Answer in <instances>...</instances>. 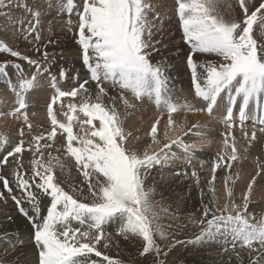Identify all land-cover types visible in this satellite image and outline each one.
<instances>
[{
  "label": "snow or ice",
  "instance_id": "6c2138e0",
  "mask_svg": "<svg viewBox=\"0 0 264 264\" xmlns=\"http://www.w3.org/2000/svg\"><path fill=\"white\" fill-rule=\"evenodd\" d=\"M225 6L227 13L222 11ZM235 6L240 9L238 16L232 14L233 5L226 4V0H173L171 9L167 0H56L55 5L34 7L22 0H0V16L11 19L13 9H24L27 18L13 24V37L30 40L33 51L40 53L39 59L33 58L0 38V55L22 62L0 60V77L15 94V106L10 112H0V116L10 115L22 121L19 139L13 146L8 147L9 137L0 139L8 148L0 156V184L4 189L0 191V202L6 203L10 198L30 223L38 264H124L106 252L118 245L117 238L140 240L139 256L146 264H165L164 258L177 246L199 245L204 250L218 241H223L220 264H264V214L256 219L249 211L257 178L264 180V166L251 177L239 203L234 192L239 174L231 171L234 163L242 160L237 147L240 141L246 145L245 153L255 143L264 145L257 131L244 129L246 122H258L264 133V0L258 5L254 0H235ZM53 7L57 16L67 17L60 31L76 38L88 73L83 80L79 73L72 75L59 66L56 57L63 56V52L47 50L48 45L59 43L51 38L54 33L50 20L44 28V20L51 16ZM169 13L178 21L181 39L188 45L184 57L193 99L199 107L187 99L174 102L175 88L169 71L173 57L157 59ZM73 15L78 18L75 24ZM45 31L49 39L42 43ZM209 56L218 61L202 60ZM25 65L33 71L26 73ZM61 81L70 83V89H63ZM45 87L54 90L47 104L51 126L40 131L29 121L28 94ZM78 96L79 103H63L64 98L75 100ZM147 102L166 109L168 128L181 133L173 139L166 130L167 142L162 143L158 138V118L148 135L152 144L160 147L151 153L146 148L142 150L140 137L133 136L124 126L131 114L128 110ZM181 111L206 113L209 119L224 125L223 150L211 161L207 194L200 188L201 216L191 220L200 231L187 241L176 237L173 224L162 222L165 217H177L159 206L154 199L155 187L146 183L153 170L162 172L173 167L170 162L179 158L173 151L176 146L192 170L182 168L172 175L191 179L200 187V174L192 166L199 149L183 137L191 133L206 139L211 126L196 132L193 129L200 125L193 124L187 130L183 124L173 127V113ZM58 113L66 121L59 120ZM237 124L239 137L235 134ZM77 125L78 130L74 131ZM58 132L65 141L59 146ZM25 152L31 156L27 168L23 162ZM6 166L11 168V178L3 173ZM73 167L83 176L87 195L81 184L66 190L67 180L60 177ZM218 171L226 193L222 206L216 203ZM42 198L48 200L47 205H43ZM111 225H117L115 234L107 230ZM182 227L187 225H175V229ZM17 243L22 245L23 241ZM14 247L15 243L9 245ZM0 264L7 261L0 258Z\"/></svg>",
  "mask_w": 264,
  "mask_h": 264
},
{
  "label": "bare ground",
  "instance_id": "6f19581e",
  "mask_svg": "<svg viewBox=\"0 0 264 264\" xmlns=\"http://www.w3.org/2000/svg\"><path fill=\"white\" fill-rule=\"evenodd\" d=\"M79 1L80 0H76L77 3H79ZM22 2H26L29 7H34L37 4H40L42 6L46 5L48 3H52L53 5L56 4V0H22ZM172 2H173L172 0H168V6L172 5ZM26 18H27V14L25 13V11L22 7L21 8H15L12 10V18L11 19L6 18L4 16H0V38L5 39L7 42L11 43L12 46L17 48L22 53L31 55V56H33V58L39 59L40 53L33 51V45H32L30 40L29 41H25L23 39L17 40L13 37V32L16 30L13 27V24L18 20H24ZM66 19H67V17L65 15L57 16L55 7H53L51 9V16L46 17L44 20V28L45 29H47L46 24L49 23V20L51 21V23L56 22L58 25V27H56V28L52 27L54 35L51 38L58 39V36L60 35L59 33H61V31H60V29H61L60 26L62 24L61 21L65 22ZM71 19L73 20V22L75 24V21L78 18L75 15H73L71 17ZM168 30H170L171 38L168 37L169 39L165 40L166 35L161 37V39L163 40V44L158 46L159 47V55H158L157 59H159L160 57H174L173 55H176V57H177V55L181 56V54H182L183 56H182V62L181 63H183V65L180 63V64H178L179 66L175 67L174 69H170L169 70L171 73L170 75H171L172 79H173L174 75H177V76L179 75V77H180V75L185 74L187 72L190 75V72H189L187 66H185V57H184L185 52L188 50V45L182 41L181 31L178 28V21L174 17L171 16V13H169V20L166 21V24H165V31L168 32V33H166V32L165 33L167 35H169ZM64 34L65 33L62 34V37H63V39L65 38L67 40L69 38V36L67 37ZM43 36H44V41H42V43L46 42L47 39H49L47 31H45L43 33ZM178 40H181V41H178ZM67 44L68 43L59 40V43L57 45H48L47 50H51L52 52H56V50L53 49L54 47L60 46L61 48H63V47L68 48L69 45H67ZM76 47H77V45L74 43L75 49L68 48V50H66V51H60V52H63L64 55L63 56L57 55V57H56L57 61L59 62V66L68 69L69 73L72 75H74L75 73H79V71L81 72L83 70L81 68V65H83V64H82V61L80 59V54H79L80 52H78L76 50ZM161 48H163V49H161ZM177 48L180 49L179 53H177ZM60 52H56V53H60ZM65 53H67V54H65ZM34 55L36 57H34ZM3 59H10V60H13L15 62L22 63L21 61L16 60V58L8 57L6 54L0 55V60H3ZM204 59H207V57H202V60H204ZM13 71H14L13 69H10V72H13ZM32 71H33V69H31L27 65H25V72L26 73H31ZM53 71L55 72L56 68H53ZM13 79H15L14 76H13ZM180 80H181L180 82L182 84L192 86L191 80L188 81V83L184 80V78H181ZM175 85L177 86L176 83H175ZM61 87L63 89L66 88L64 81H61ZM69 87H71V86H69ZM35 91H37V90H34V92ZM185 92L187 94H185L183 92L182 93L175 92L173 95V100L175 102H179L180 98H186L189 101L192 100V103L196 104V106H198V107L201 106L196 100L195 101L193 100L192 89H190L189 91H185ZM33 94L31 92L28 94L29 95V108L27 111H28L29 121L38 130H40V131L47 130L48 128H50L51 125H50V121L48 119H44L42 117L43 116V110H42V115L40 116V115L33 114V112H34L33 109L37 108L36 109L37 111H41V110H39V108H41V106H42L45 109L44 111H46L47 110V104L50 101L43 102V100L45 98H42L40 96L34 97ZM112 94L115 95L114 92ZM129 99L132 100L133 98L131 96H129ZM80 101H81V97L78 96L77 98H75V100H71L70 98H64L63 103H65V102L66 103L67 102L68 103L69 102L79 103ZM117 103H118V107H119L120 111L123 112L124 111L123 105L119 101ZM225 103H226V98H225ZM14 106H15V94L10 91L9 86L5 82L4 78L0 77V112H5V113L10 112ZM128 111L131 114L128 115L124 121V126H125L127 131L134 129L135 125L140 124L142 121H144L145 118L151 116V119L148 122V123H150L148 125V128L145 129V127H147V126L144 127L145 132L144 133L140 132V133L133 135V136H139L140 137L139 144L141 145L142 150L146 148L147 151L149 150L148 152L158 151L160 145L152 144L151 137L148 135V133L150 131H148V130H149L151 124L153 125L155 123V121L158 118H160V124L158 125V138L161 140L162 143H166L167 141L164 138V132L167 130L166 127H168L167 126V119H166L167 114L164 113L162 108H157L156 106H154L152 102H147V103H144L142 105H138V107L135 110L129 109ZM79 115L81 116V118H83L82 113H80ZM61 116L58 115L57 118L59 120H61L62 122L66 121V118H64L63 115H61ZM61 118H64V119H61ZM173 118L176 121V125H174L173 127H178L179 125L183 124L185 130H187V128H190L193 124H197L196 122L199 123L201 128L199 130L193 129V132L204 131L205 127H206V125L204 126V124H203V121H205L206 119L202 118V116H200V115L191 116L190 114L189 115L188 114L181 115L178 113H173ZM208 119H209V117L207 118V120ZM135 122H137V123H135ZM207 122H209V121H207ZM211 122H213V121H211ZM142 125H141V127H142ZM20 126H22V121L17 120L14 116H10V115L0 116V139H2L5 136L9 137L10 138V142L8 145L9 148L11 146H13L16 141H18V139H19L18 138V136H19L18 135V128ZM213 127L214 126H212L211 130H210V127L208 128V130H207V137L208 138H206V139H201L195 135H192L191 133H189V135L183 137L185 142L188 144L191 142V144L197 145L199 147L200 146L204 147V148H200L195 153V158L193 160H195L196 162H194L192 160L195 163V164L192 163V166L194 165L196 171L200 174V182L201 183H200L199 188L195 185L194 181H192L191 179L178 178V177H174L172 175V173L174 171L180 170L182 168H187V170L189 172L192 170L191 166L186 165L182 151L176 146L173 147V151L176 153L177 157H179V158L170 162L173 165V167L165 168L162 172H159L157 174V176L152 177L153 180L157 184L161 185V188H162L161 192L163 194H166L167 199L171 201L170 207H172L173 209H169V210H172L171 213H174L177 217V219L175 220V224H179V225H185L186 224L187 225V227L180 228V234L178 233L179 234L178 239H181V240L187 241L185 239V234H190L191 231L193 232V230H195L197 227L195 224L191 223V220L197 219L201 216L202 201H201V195H200V188H203L205 193L207 194L208 190L206 187V181H207V176H208V178L210 176V174L206 175V174H208L207 173L208 170H206L207 169L206 165H207V167L209 166L208 163L206 164V162L211 163V161H213L215 159L212 155H210L208 153L209 152L208 150L210 148L207 149L208 146H210V145L212 146V144L214 142L212 143L211 141L214 140L213 137L217 135L216 128L214 130ZM77 130H78V125L74 127V131H77ZM180 134L181 133H179L178 131H171L170 136L171 137L175 136V138H176V136L180 135ZM64 143H65V141L60 139V134L58 132L57 145L59 146V145H62ZM241 143H242V141H241ZM153 145H156V146H153ZM215 145H216V143H215ZM256 145H257V143H255L252 146L253 150H257ZM242 146H241V148H242ZM243 148H245V147H243ZM7 150H8V148H5L4 145L2 143H0V156H3ZM242 150H244V149H242ZM253 150H252V152H254ZM214 153L215 152H213L212 154L214 155ZM53 154H56V153H53ZM252 154L255 156V153H252ZM249 155L251 156V158H253V155H251V153H249ZM256 155H258V154L256 153ZM244 156H246V155H244ZM259 156H260V152H259ZM9 159L11 160L12 158L10 157ZM30 160H31L30 154L25 152L24 156H23V162H24V165L26 168L29 167ZM201 162H203V168H201ZM242 162H244V159H243V161H240L238 163H234L231 171L235 174L241 173L243 170L242 169L243 168ZM5 168H7V167H5ZM248 169H249V167H248ZM169 172H172V173L169 174ZM248 172H250V171H248ZM248 172L246 171L247 174H248ZM3 173L7 174L9 176V178H11L10 177L11 168H8L7 171L4 170ZM209 173H210V170H209ZM243 173L245 174V172H243ZM247 174H245L246 177H247ZM241 175H242V173H241ZM68 176L70 177L71 175L69 172L66 171L65 175L61 176L60 178L62 180H66L68 178ZM161 176H163V179H161ZM238 179H240V180H238L240 187H242L244 184V182H242V181L247 180L245 178V176H242L241 178H238ZM164 180H165V182H164ZM259 180L257 182V186L262 187L261 184L259 183L260 182ZM262 181H264V180H262ZM222 183H223V178H222L220 172L218 171L217 180L215 181L216 197H217L216 203L218 206H222L226 202V193L224 191L225 188H223L224 186L222 188H220L223 185ZM236 183L238 184V182H236ZM66 186H68V185H66ZM257 186L255 185V187H257ZM262 188L264 189V187H262ZM253 189H255V188H253ZM0 191H4L2 184H0ZM236 191L237 190H234L235 199H236V202L239 203L241 201V199L237 198V196H236L237 192ZM253 191H255V190H253ZM255 192L253 194L254 196L251 197V203H250L249 211L255 215L256 219H259L261 214H264V201H263L264 199L259 198L260 196L264 195V191H263V194L260 191H259L260 194H258V193L255 194ZM238 193H240V192H238ZM262 198H263V196H262ZM205 199H207V195L205 196ZM44 201L45 200L43 198V202ZM25 207H28V205L25 204ZM9 216L12 217V220L8 219ZM172 222H174V221H172ZM31 232H32V228H31L30 223L26 220V218H24L18 212L17 206L15 205L14 202H12V201L9 202V200L6 203L0 202V258L6 260L7 264H38V262H37L38 250L36 252L34 245H32L30 242V240L32 239ZM198 232L196 234H198ZM5 233L7 234L6 236L4 235ZM196 234L192 235V236L190 235V238L188 240L194 239ZM186 237H188V236H186ZM17 241H23V244L17 245ZM12 243H15V247L9 248V245ZM218 243H220V244L218 245ZM216 244L218 246H215V248L204 249V250H202L201 246H199V245H197V246H193L191 244L184 245V250H185L184 254H185L186 263H189V264H220V260L223 258V253H222V250H220L219 248H221V246L223 245V241H218ZM6 249H8V251L5 254ZM181 249H182V247H181ZM211 249H213V250H211ZM179 250H180V247L178 248V246H177L175 249L172 250V252H176ZM177 254H179V253L177 252Z\"/></svg>",
  "mask_w": 264,
  "mask_h": 264
},
{
  "label": "rangeland",
  "instance_id": "374dc122",
  "mask_svg": "<svg viewBox=\"0 0 264 264\" xmlns=\"http://www.w3.org/2000/svg\"><path fill=\"white\" fill-rule=\"evenodd\" d=\"M173 1V0H172ZM80 2V1H79ZM167 2H168V0H167ZM254 3L256 4V5H258L259 3H260V0H254ZM226 4H232L233 5V12H232V14L233 15H237L238 16V14L240 13V9L237 7V6H235V0H226ZM169 7V9H171V7H172V5H169L168 6ZM222 11H224L225 13H227V11H228V9H227V7L225 6V7H223L222 8ZM56 20V19H55ZM61 26L60 27H63V25H64V21H61ZM52 24V27H58V25H57V23L56 22H52L51 23ZM46 26L48 27V24H46ZM169 31V35H167V34H165L164 36H165V40H167V39H169V38H171V33H170V30H168ZM166 32V31H165ZM63 33H65L64 35H66L67 37L69 36V38L66 40L65 38L63 39V37H62V34ZM166 33H168V32H166ZM60 35L58 36V39L60 40V41H64V42H66V43H68L67 45H69V47L68 48H72V49H75L74 48V43L77 45V47H76V50L78 51V52H80V49H79V46H78V44L76 43V38L74 37V35L72 34V33H69V32H67V31H64V32H61V33H59ZM66 37V38H67ZM169 37V38H168ZM178 41H181V40H178ZM72 43V44H71ZM65 48V49H64ZM68 48L67 47H63V48H61L60 46H57V47H54L53 49L54 50H56V52H60V51H66V50H68ZM161 49H163V48H161ZM49 52H52L51 50H48ZM187 52V51H186ZM185 52V53H186ZM65 54H67V53H65ZM80 54V53H79ZM7 55V54H6ZM174 57L170 60V63H171V65H173V66H171V68L170 69H174L175 67H177V66H179L178 64H180L181 62H182V54H181V56L180 55H177V57H176V55H173ZM34 57H36L35 55H34ZM179 58V59H178ZM181 59V60H180ZM207 60H211L212 62H217L218 61V58H216V57H213V56H209V57H207ZM182 65H183V63H181ZM185 66H187L186 65V62H185ZM81 68L83 69L81 72L79 71V74H80V78H81V80H83L84 78H86V76L88 75V73H87V70H86V68L83 66V65H81ZM87 74H86V73ZM188 73V72H187ZM187 73H185V74H182V75H180V77L181 78H184V80L188 83V81H190L191 80V77H190V75H189V73L187 74ZM171 74V73H170ZM183 76V77H182ZM185 76V77H184ZM189 76V77H188ZM179 77V75L177 76V75H174V77H173V79H172V84H173V86H174V88H175V91L173 92V95H174V93L175 92H180V93H185V94H187L185 91H189L190 89H192V86H189V85H186V84H182L180 81V78ZM179 78V79H178ZM186 78V79H185ZM189 78V79H188ZM65 82V81H64ZM174 82V83H173ZM175 83L177 84V86L175 85ZM70 83H68V82H65V87L66 88H64L65 90H68V89H70V87L69 86H71V84L69 85ZM178 87V88H177ZM187 87V88H186ZM189 87V88H188ZM184 88V89H183ZM186 88V89H185ZM189 89V90H188ZM49 90V91H48ZM51 90V91H50ZM37 92V93H36ZM45 94H44V93ZM47 92V93H46ZM49 92V93H48ZM33 95H34V97H36V96H40V97H42V98H45L44 100H43V102H48V101H50V97H51V95L54 93V91H53V89L51 88V87H45V88H43V89H37V91H32L31 92ZM40 93V94H39ZM36 94V95H35ZM42 94V95H41ZM50 94V95H49ZM130 96V95H129ZM176 99V98H175ZM186 98H180L179 99V102H183L184 100H185ZM194 100V99H193ZM189 101V100H188ZM195 101V100H194ZM175 102V101H174ZM190 102H192V100L190 101ZM68 103V102H67ZM66 102L64 103V104H67ZM6 105V104H5ZM153 105L155 106V104L153 103ZM37 109V108H36ZM36 109H33V114H36V115H42V110H43V118L44 119H48L49 121H50V118H49V116H48V113H47V110L46 111H44L45 109L41 106V108H39V110H41V111H37ZM163 109V111H164V113L165 114H167V110L166 109H164V108H162ZM37 111V112H36ZM155 112V111H154ZM158 112V111H157ZM160 112V111H159ZM178 114H181V115H186V114H190L191 116H193V115H200V116H202V118H205L206 120H207V115H206V113H190V112H177ZM58 115H63V114H61V113H58ZM64 116V115H63ZM150 116V115H149ZM204 116V117H203ZM46 117V118H45ZM62 117V116H61ZM64 118H66L65 116H64ZM64 118H61V119H64ZM151 119V116L150 117H147V118H145L144 119V121H142L140 124L142 125V127H141V125L140 124H137V125H135V127H134V129H131V130H129L130 132H132V134L133 135H136V134H138V133H140V132H145V130H144V127L145 126H147V127H145V129H147L148 128V125L150 124V123H148L149 122V120ZM203 121V124H204V126L206 125V126H208V125H210L211 127H210V130H211V128H212V126H214L213 128H214V130H215V128H216V131H217V135L216 136H214L213 138H214V140H212L211 142L213 143L215 140H217V139H219V140H222V136H221V133L223 132V130H224V127L223 126H221V125H219L218 123H216L215 121H213V122H211L212 120L211 119H208L207 121H209V122H207V121ZM211 122V123H210ZM135 123H137V122H135ZM197 123V125H199V123L198 122H196ZM216 123V124H215ZM151 126H152V124H151ZM151 126H150V128H149V130L148 131H150V129H151ZM201 128V127H200ZM199 128V129H200ZM166 129L169 131V135L171 134V129H169L168 127H166ZM198 129V130H199ZM136 131V132H135ZM249 131V130H248ZM175 135V134H174ZM18 138H19V136H18ZM173 139L175 138V136L174 137H172ZM190 145H192L191 144V142L189 143ZM214 144V145H213ZM212 145L213 146H216L215 145V143H213ZM243 146H242V145ZM239 145H240V147L238 148V149H240L239 150V153H240V156L242 157V160L241 161H243V159H244V162H242L243 163V165H242V175H241V173H238L239 174V178H241L242 176H245V178L247 179L246 181H242V182H244V184H243V186L242 187H240V185H239V181L238 180H240V179H236V182H238V184L236 183L235 184V186H234V190H237L236 192H237V194H236V196H237V198L239 199H241V197H242V193L244 192V190H246V185L249 183V181H250V179H251V177L256 173L255 172V168L254 167H252V165H251V163H250V161L252 160V158H251V156L249 155V153H251V155H253L252 153H255V156L253 155V157H255L256 159H257V155H256V153L259 155V152H260V156H261V154H262V152L261 151H258V150H253L252 149V147H251V149H249V151H248V153L246 154L245 153V151L244 150H242V149H245V148H243V147H246V145H245V143L242 141V143H241V141L239 142ZM153 146H156V145H153ZM211 146V145H210ZM209 146V147H210ZM241 146H242V148H241ZM201 147H199L198 146V148L197 149H200ZM207 149H209V148H207ZM211 149V150H210ZM208 151V153L210 154V155H212L214 158L216 157V148L215 147H213V148H210ZM256 149H258L257 148V146H256ZM252 150L254 151V152H252ZM149 151V150H148ZM211 151V152H210ZM244 151V152H243ZM257 151V152H256ZM213 152H215L214 153V155L212 154ZM149 153H151V152H149ZM244 155H246V156H244ZM246 157V158H244V157ZM250 156V157H249ZM250 160V161H249ZM194 162H196L195 160H193ZM192 161V163H194ZM247 161V162H246ZM208 163V167H207V165H206V170H208L207 171V173L208 174H206V175H209L210 174V176H209V178H208V176H207V180H210L211 179V171H210V173H209V170H210V166H211V163H209V162H206V164ZM195 164V163H194ZM245 165V166H244ZM194 166V165H193ZM251 166V167H250ZM7 168H4V170H8V168H10V167H8V166H6ZM247 169H245V168ZM248 167H249V169H248ZM252 170H251V169ZM3 170V171H4ZM245 170V171H244ZM246 171L248 172V171H250V172H248V174L246 173ZM73 172V173H72ZM243 172H245V174H247V177H246V175L243 173ZM159 172H157L156 170H153V172H152V175L148 178V180H147V186H152V187H155V189H156V195H155V197H154V199L156 200V201H158L159 202V206L160 207H162V208H167L168 209V211L171 213V211L172 210H169V209H173L172 207H170V205H171V201L170 200H168L167 199V195L166 194H163L162 192H161V190H162V188H161V185H159V184H157L154 180H153V176H157V174H158ZM172 172H169V174H171ZM235 174V173H234ZM70 175L72 176H68V180H67V183H66V185H68V186H66V189H68V188H70L73 184H81V185H84L85 186V195H87V190H86V182L84 181V178H83V176L82 175H80V174H78L77 173V171H76V169H74V167L72 168V170L70 171ZM241 175V176H240ZM250 177V178H249ZM249 178V179H248ZM258 180L260 179V178H257ZM71 180V181H70ZM258 180H257V182H258ZM260 182V184H261V186L262 187H264L263 185H264V181H262L261 179L259 180ZM164 182H165V180H164ZM247 183V184H246ZM223 184V183H222ZM221 184V185H222ZM263 184V185H262ZM220 185V186H221ZM245 185V186H244ZM224 186V184L220 187V188H222ZM256 186H257V184H256ZM244 187V188H243ZM260 187V186H259ZM258 186L257 187H253V188H255V189H253V190H255V191H253V194H254V192H255V194L256 193H258V194H260V192H262V194H263V191H264V189L262 188V187H260L259 188ZM223 188H225V187H223ZM258 188V189H257ZM263 189V190H262ZM164 190V189H163ZM165 191V190H164ZM225 191V190H224ZM260 191V192H259ZM238 192H240V193H238ZM252 194V196H254ZM261 194V195H262ZM241 196V197H240ZM262 196H263V198H262ZM262 196H260L259 198L260 199H264V195H262ZM43 199V198H42ZM9 200V202H11L12 200L9 198L8 199ZM7 200V201H8ZM44 202H43V205H47L48 204V200L46 199V198H44ZM264 201V200H263ZM13 202V201H12ZM177 208V207H176ZM175 208V209H176ZM172 221H174V222H172ZM165 225H167V224H169V223H171V224H173V228H174V230L176 231V233L178 234H180V229H175V220H171V219H169V218H167V217H165L164 219H163V221H162ZM116 229H117V225H111V226H109L108 227V231L109 232H111V233H113V234H115V232H116ZM179 230V231H178ZM198 231H200V229H199V227L197 226L196 227V229L195 230H193V232L191 231V233L190 234H185V239L186 240H188L189 238H190V235L192 236V235H195ZM176 234V237L178 238V236H179V234L177 235ZM186 236H188V237H186ZM118 240H119V242H118V245H114V246H112V247H110L109 249H107L106 250V252H107V254L108 255H110V256H112L113 258H116V259H120V260H122L123 262H124V264H146V261H145V259L143 258V257H140L139 256V252L140 251H142V242L140 241V240H133V241H131V242H129V241H125V240H123L122 238H117ZM30 242H31V244L32 245H34L33 244V242H32V239L30 240ZM20 243H17V245H19ZM220 243H218V245H219ZM217 244L216 245H214L212 248H215V246H218ZM34 247H35V245H34ZM180 247V250L179 251H176V252H172V251H170V253H168V256L166 257V258H164L165 259V264H189V263H186V261H185V250H184V246H178V248ZM181 247H182V249H181ZM220 250H222L221 248H219ZM35 250H36V252H37V248L35 247ZM211 250H213V249H211ZM177 252L179 253V254H177ZM174 253V254H173ZM181 253V254H180ZM37 254H38V252H37ZM172 254V255H171ZM38 258V257H37ZM37 262H38V259H37Z\"/></svg>",
  "mask_w": 264,
  "mask_h": 264
}]
</instances>
